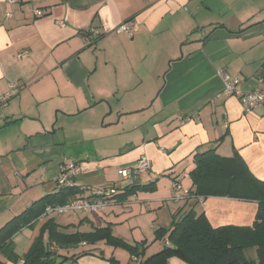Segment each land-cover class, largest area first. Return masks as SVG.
Wrapping results in <instances>:
<instances>
[{"label":"crops","instance_id":"crops-1","mask_svg":"<svg viewBox=\"0 0 264 264\" xmlns=\"http://www.w3.org/2000/svg\"><path fill=\"white\" fill-rule=\"evenodd\" d=\"M124 24L131 31L117 32ZM90 27L100 36L86 46L83 32ZM220 73L238 81L239 94L224 92ZM11 85L18 93L0 104V228L54 193L68 162L80 167L76 185L92 190L111 185L120 169L142 157L151 170L137 181L154 183L153 191L115 201L93 219L84 215L70 231L110 225L113 233L147 211L155 216L154 232L193 204L213 227L253 223V202L226 197L196 204L188 198L171 207L168 202L174 181L192 190L193 157L211 148L223 157L236 152L264 181V107L250 113L241 107L244 94L256 89L264 94V0H0V93ZM54 109L85 116L89 126L83 136L97 132L100 138L91 153L64 152L57 130L63 139L69 136L64 126L56 128ZM43 221L14 236L17 255L29 249ZM158 243L155 252L163 246ZM104 246L80 245L58 254L71 257ZM65 264L111 263L85 255ZM168 264L185 263L171 258Z\"/></svg>","mask_w":264,"mask_h":264},{"label":"trees","instance_id":"trees-1","mask_svg":"<svg viewBox=\"0 0 264 264\" xmlns=\"http://www.w3.org/2000/svg\"><path fill=\"white\" fill-rule=\"evenodd\" d=\"M193 165L188 174L192 190H189L186 199H193L195 204L208 197L253 202L257 208L250 226L213 227L203 212L197 214L194 211L193 204L183 212L179 209L168 228L160 227L154 231V241L163 242V246L146 256L149 245L145 239L128 244L115 237L109 225L93 228L89 232L69 231L70 227L76 226H62L49 217L41 223L29 249L21 256L17 255L14 236L24 229L33 230L48 206L64 205L71 200L91 197L93 189L78 187L75 176H71L72 186H59L55 180L57 190L54 193L34 201L0 228V264L7 261L21 264L76 263L85 255H96L111 264H118L113 257L106 258L102 251L96 249H88L71 257L58 254L60 250L77 249L83 243L85 246L103 243L114 249L122 248L136 264H168L171 258H177L185 264H264V181L251 174L236 152L223 157L215 148H211L196 153ZM141 176L133 178L129 184L122 185L120 180H116L103 187L105 190H116L108 197L109 203L126 201L138 192L153 191L154 183H138ZM84 191H89L87 197L82 196Z\"/></svg>","mask_w":264,"mask_h":264},{"label":"built area","instance_id":"built-area-1","mask_svg":"<svg viewBox=\"0 0 264 264\" xmlns=\"http://www.w3.org/2000/svg\"><path fill=\"white\" fill-rule=\"evenodd\" d=\"M9 4H12L14 0H7ZM36 16H41L42 13L40 11H35ZM58 26L61 28L65 27V23L63 21H59ZM131 31L130 24L121 25L117 32L129 33ZM100 36L99 30L94 27H90L89 29L83 32V42L86 46L91 45L97 37ZM21 57V55L19 56ZM222 78L224 79V92L227 95L239 94L238 91V81H229L228 78L220 73ZM18 93L17 87L11 85L9 87V91L7 93H0V104L6 102L11 97L15 96ZM262 106L264 107V94L256 89L249 93L244 94L241 97V107L243 112L250 113L255 107ZM151 170L150 161L142 157L138 159L134 166L130 168L120 169L118 171V175L121 178L122 185L131 183L133 178L138 177L139 175L147 174ZM80 172V167L76 162H69L62 166L60 172L55 179L59 186H72L70 183V177L76 176ZM115 189H93L91 191V197L89 198H81L76 200H71L64 205H55L48 206L44 212V214L40 217V221L49 218L54 214H71L76 216L77 213H89V214H99L102 213L106 207L110 204L107 200L108 197L113 194ZM172 200L180 201L184 200L189 196V191L184 190L179 182L174 181L172 183ZM85 244L83 243L82 246Z\"/></svg>","mask_w":264,"mask_h":264},{"label":"rangeland","instance_id":"rangeland-1","mask_svg":"<svg viewBox=\"0 0 264 264\" xmlns=\"http://www.w3.org/2000/svg\"><path fill=\"white\" fill-rule=\"evenodd\" d=\"M57 112H60V111L57 109H54L51 112L53 113V115L56 114V116H58V119L56 118V116L54 117L56 118L54 122L57 123L56 128H59L60 126L61 127L64 126L67 137L69 136L68 139H63L62 130H57L58 134L56 135L55 140L58 141V144L60 145V147L64 149V152H66L67 154H73L74 152H78V153L82 152L83 155L87 153H91L92 152L91 148L94 146L93 144L99 143L100 138L97 137L96 135L97 132L96 134L94 133L87 137L83 136V133L81 132V130L86 129L89 126L88 125L89 122L88 120H86L85 116L81 115L77 117H70L66 114H60ZM68 158L69 157H66L67 161L70 160ZM116 180H121L119 175L116 178ZM102 188H103V185H98L96 189H102ZM170 203L178 206V205L186 204V201L184 200L174 201L172 200V196H171L170 202H168V205L169 207L173 206ZM110 205H108L106 209ZM196 208L198 210H202L201 206L198 207L196 205ZM84 215H89V213L80 212V213H77L76 216H73L71 214H54L50 217L54 218L58 224L62 226H67V225H71L72 223H79L80 222L79 219H82ZM94 217L95 215L90 214L91 219H93ZM152 224L156 225L155 216L153 215L152 212L146 211L144 212L142 216H140V218L131 217L130 222H127L124 226L122 225L123 228H118L119 226L114 228L112 234L114 235L120 234L119 236H121L123 240H125L126 242L130 244H134V241L145 239L149 245L146 256H150L153 253H155V250L159 246L158 241H154V232L150 229V225ZM76 227H79V226H76ZM71 229H74V227H70L69 231ZM80 230L79 231L82 232L85 229H80ZM27 231L32 232L31 229H27ZM130 233H133V234H130ZM104 247H105V250H103L102 253L105 256L113 257L116 261L121 262L122 264H133L132 262L133 260L130 258L126 250L122 248L113 249L107 245H105Z\"/></svg>","mask_w":264,"mask_h":264}]
</instances>
